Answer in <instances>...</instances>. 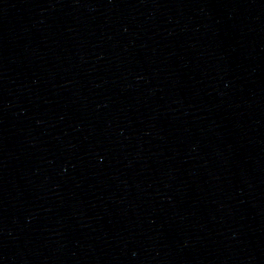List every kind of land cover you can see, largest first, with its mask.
<instances>
[{
	"label": "water",
	"instance_id": "95a60500",
	"mask_svg": "<svg viewBox=\"0 0 264 264\" xmlns=\"http://www.w3.org/2000/svg\"><path fill=\"white\" fill-rule=\"evenodd\" d=\"M0 264H264V0H0Z\"/></svg>",
	"mask_w": 264,
	"mask_h": 264
}]
</instances>
